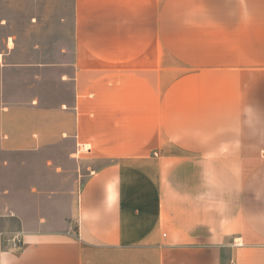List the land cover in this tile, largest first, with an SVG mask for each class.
I'll list each match as a JSON object with an SVG mask.
<instances>
[{
    "label": "crops",
    "instance_id": "obj_1",
    "mask_svg": "<svg viewBox=\"0 0 264 264\" xmlns=\"http://www.w3.org/2000/svg\"><path fill=\"white\" fill-rule=\"evenodd\" d=\"M14 38L0 169L45 152L51 171L68 142L93 165L62 229L24 225L18 248L0 230V264H264V0H74L73 52L53 64L9 61ZM36 66L29 100L9 101ZM52 80L72 100L48 107Z\"/></svg>",
    "mask_w": 264,
    "mask_h": 264
},
{
    "label": "rangeland",
    "instance_id": "obj_2",
    "mask_svg": "<svg viewBox=\"0 0 264 264\" xmlns=\"http://www.w3.org/2000/svg\"><path fill=\"white\" fill-rule=\"evenodd\" d=\"M73 14L74 0H0V20L5 21L0 30V46L3 38L15 37L16 51L9 61L25 65L59 63L62 47L69 57L73 52ZM38 67L22 68L19 99L7 97L9 101L29 100L27 91L34 86L35 74L40 73ZM72 88L71 84L63 87L59 81H45L43 92L53 99L52 105L46 103L47 106L58 107L60 100H72ZM36 91L39 97L40 92ZM70 151L72 142L51 151V171L45 167V152L14 160L11 156L8 165L0 169V230L6 233V239L16 242L24 225L32 227L40 219L52 229H62L73 218L76 210L72 192L89 174L93 162L86 152L70 156L67 161ZM31 188L37 192H31Z\"/></svg>",
    "mask_w": 264,
    "mask_h": 264
},
{
    "label": "built area",
    "instance_id": "obj_3",
    "mask_svg": "<svg viewBox=\"0 0 264 264\" xmlns=\"http://www.w3.org/2000/svg\"><path fill=\"white\" fill-rule=\"evenodd\" d=\"M87 153V152H90V147L89 146H79V150L77 152V154H80V153ZM15 248H18V241L15 242L14 244Z\"/></svg>",
    "mask_w": 264,
    "mask_h": 264
}]
</instances>
